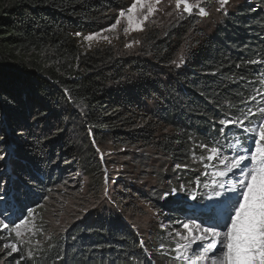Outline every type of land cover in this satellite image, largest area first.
<instances>
[{
	"label": "trees",
	"instance_id": "trees-1",
	"mask_svg": "<svg viewBox=\"0 0 264 264\" xmlns=\"http://www.w3.org/2000/svg\"><path fill=\"white\" fill-rule=\"evenodd\" d=\"M133 1L0 0V212H38L70 174L101 207L49 235L27 264H157L135 218L149 206L179 220L189 202L141 185L147 170L137 166L159 159L185 171L205 148L250 153L249 134L228 123L264 99V0L238 2L213 31L150 30L131 54L82 49L80 35L112 26ZM176 176L185 185L178 173L170 184ZM11 257L0 264H16Z\"/></svg>",
	"mask_w": 264,
	"mask_h": 264
},
{
	"label": "rangeland",
	"instance_id": "rangeland-1",
	"mask_svg": "<svg viewBox=\"0 0 264 264\" xmlns=\"http://www.w3.org/2000/svg\"><path fill=\"white\" fill-rule=\"evenodd\" d=\"M240 1L134 0L112 26L80 35L77 43L83 50L113 47L120 53L131 54L140 48L144 35L150 30L163 32L169 26L196 23L207 32L213 31ZM183 55L180 54V58ZM256 107L246 118L228 123L231 129L249 134L248 155H236L225 150L227 148H205L204 158L195 160L185 171H176L174 166L159 159L135 169L136 174L147 170L141 185L149 182L165 189L173 203L189 202L186 209L176 215L179 220L171 221L169 215L173 213L164 209L153 211L149 206L135 218L140 236L151 243V253H158L152 254L157 258L155 263L264 264V99ZM252 118L254 122L248 123ZM240 141L236 139L230 144L235 147ZM175 173L186 175L185 185L180 183V176H176L177 183L170 184ZM67 177L73 180L69 187L61 188L62 196L45 200L32 215L27 212L30 204L20 210L11 208V212L1 207L0 259L12 256L11 261L16 264L31 263L49 235L62 236L91 209L101 208L89 194L86 180L81 183L78 181L82 180L81 176L73 174ZM106 194L103 190L105 200ZM15 211L29 219L18 224L5 217ZM204 212L215 213L216 220L204 218Z\"/></svg>",
	"mask_w": 264,
	"mask_h": 264
}]
</instances>
